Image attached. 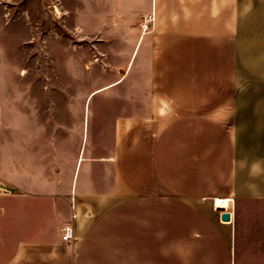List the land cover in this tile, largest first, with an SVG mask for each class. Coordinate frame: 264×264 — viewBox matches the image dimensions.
<instances>
[{
  "label": "crops",
  "instance_id": "crops-1",
  "mask_svg": "<svg viewBox=\"0 0 264 264\" xmlns=\"http://www.w3.org/2000/svg\"><path fill=\"white\" fill-rule=\"evenodd\" d=\"M126 14L150 105L129 90L110 125L87 121L101 151L0 187V264H264V0Z\"/></svg>",
  "mask_w": 264,
  "mask_h": 264
},
{
  "label": "rangeland",
  "instance_id": "rangeland-1",
  "mask_svg": "<svg viewBox=\"0 0 264 264\" xmlns=\"http://www.w3.org/2000/svg\"><path fill=\"white\" fill-rule=\"evenodd\" d=\"M129 6L130 0H0V187L28 185L72 164L84 145L94 150L97 131L87 121L110 125L129 90L150 105L148 62L138 67L144 42L129 64L136 38L128 32ZM99 142L93 152L108 139Z\"/></svg>",
  "mask_w": 264,
  "mask_h": 264
},
{
  "label": "built area",
  "instance_id": "built-area-1",
  "mask_svg": "<svg viewBox=\"0 0 264 264\" xmlns=\"http://www.w3.org/2000/svg\"><path fill=\"white\" fill-rule=\"evenodd\" d=\"M149 20H150V15L145 19V22ZM72 235H73V229L71 225H64L61 230V238L65 241H70Z\"/></svg>",
  "mask_w": 264,
  "mask_h": 264
},
{
  "label": "water",
  "instance_id": "water-1",
  "mask_svg": "<svg viewBox=\"0 0 264 264\" xmlns=\"http://www.w3.org/2000/svg\"><path fill=\"white\" fill-rule=\"evenodd\" d=\"M221 219L222 220H228V219H230L229 213L228 212L221 213Z\"/></svg>",
  "mask_w": 264,
  "mask_h": 264
},
{
  "label": "bare ground",
  "instance_id": "bare-ground-1",
  "mask_svg": "<svg viewBox=\"0 0 264 264\" xmlns=\"http://www.w3.org/2000/svg\"><path fill=\"white\" fill-rule=\"evenodd\" d=\"M110 85H112V84H109L108 86H110ZM96 91H98V89H96L95 91H93L92 93H94V92H96Z\"/></svg>",
  "mask_w": 264,
  "mask_h": 264
}]
</instances>
